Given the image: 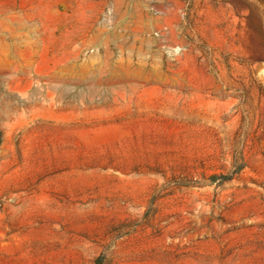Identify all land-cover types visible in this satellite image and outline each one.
<instances>
[{"label":"rangeland","instance_id":"rangeland-1","mask_svg":"<svg viewBox=\"0 0 264 264\" xmlns=\"http://www.w3.org/2000/svg\"><path fill=\"white\" fill-rule=\"evenodd\" d=\"M0 264H264V0H0Z\"/></svg>","mask_w":264,"mask_h":264}]
</instances>
